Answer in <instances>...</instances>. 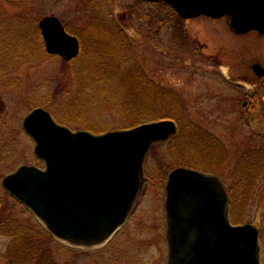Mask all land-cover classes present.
<instances>
[{"label":"rangeland","instance_id":"1","mask_svg":"<svg viewBox=\"0 0 264 264\" xmlns=\"http://www.w3.org/2000/svg\"><path fill=\"white\" fill-rule=\"evenodd\" d=\"M165 5L144 0H0L2 228L11 225V221L24 226H41L31 210L8 194L2 181L22 165H44L35 155L33 138L23 127L25 117L36 108L47 109L44 105H54V109L63 111L64 103L77 91L71 61L47 54L39 61L25 63V54L19 52L22 40L28 44L24 39L25 29L34 24L38 26L45 16L58 17L68 33L78 39L82 37L86 57L91 55L93 38L83 35L82 30L89 21L99 19L107 26L122 29L131 40L134 63L142 67L156 85L177 92L184 100L186 114L201 132L215 136L223 147V152L211 150L216 160L226 156L219 170L202 171L219 175L231 186L240 155L264 146V77L259 78L253 71L255 64L264 69V35L256 32L236 35L226 17H198L185 21L175 11L176 15L170 14ZM98 26L97 21H93L90 30L95 31ZM30 34L35 42L40 39L43 42L40 30ZM104 103L87 104L85 114L96 119L99 128L111 126L110 131L128 130L119 129L118 114ZM62 125L74 132L89 131L81 126ZM181 127L185 128V124ZM198 150L209 152L201 139L190 135L178 137V133L151 147L145 161L143 191L126 224L110 243L84 249L52 236L42 240L45 247L50 248L60 263L167 264L168 176L178 167L194 168L193 158L188 155L197 154ZM263 217L264 173L245 212V221L232 223L252 224L260 231ZM10 243L8 231L1 232L0 264H4L2 256Z\"/></svg>","mask_w":264,"mask_h":264},{"label":"water","instance_id":"2","mask_svg":"<svg viewBox=\"0 0 264 264\" xmlns=\"http://www.w3.org/2000/svg\"><path fill=\"white\" fill-rule=\"evenodd\" d=\"M165 2L187 20L229 17L239 35H264V0H146ZM46 51L71 61L79 40L56 16L39 21ZM23 126L35 141L45 169L22 166L4 187L32 210L57 239L92 248L105 243L127 220L145 184L144 162L155 142L177 132L173 120L141 124L101 135L58 124L36 108ZM167 264H262L260 231L233 225L229 199L219 176L180 167L167 183Z\"/></svg>","mask_w":264,"mask_h":264},{"label":"trees","instance_id":"3","mask_svg":"<svg viewBox=\"0 0 264 264\" xmlns=\"http://www.w3.org/2000/svg\"><path fill=\"white\" fill-rule=\"evenodd\" d=\"M165 6L171 11L170 14H175L172 7L167 4ZM93 21H97L99 25L95 31L90 30ZM100 22L99 19L91 20L82 30L83 35L93 38L89 50L91 55L86 57L83 53L85 46L81 37L79 39L82 55L70 62L76 75V95L64 103L63 111L54 109V105L44 106L51 111L59 123L81 126L97 134L106 133L112 128L111 126L99 128L98 123H95L96 119L85 114V106L87 104L96 106L101 101H105L104 104L118 114L119 129H130L150 121L174 120L179 125L178 137L190 135L199 138L209 151L203 153L198 150L195 152L197 154L188 155L189 158H193L191 163L194 168L217 172L220 162L226 157L225 153H223L225 157H220L219 160L213 156L211 150L224 151L219 140L204 131L201 132V128L186 114L184 100L177 92L156 85L145 70L134 63L135 53L131 40L121 31L122 29L107 26L102 21L101 24L104 25L102 30ZM38 29L37 24H34V27H27L24 39L28 44L25 45L22 40L18 47L20 54H25V63L39 61L47 56L42 40L38 42L32 40L30 32L38 33ZM183 124L185 128L181 127ZM182 160L184 161V158ZM263 173L264 146L249 149L240 155L234 167L231 186H228L224 180L233 223L240 224L245 221V212L253 201L257 184ZM10 224L2 228V232L7 230L11 238V243L2 256L4 264H72L58 262L50 248L45 247L42 240L46 237L51 239L52 235L42 226H24L17 221H11ZM260 241L264 264V217L260 226Z\"/></svg>","mask_w":264,"mask_h":264},{"label":"flooded vegetation","instance_id":"4","mask_svg":"<svg viewBox=\"0 0 264 264\" xmlns=\"http://www.w3.org/2000/svg\"><path fill=\"white\" fill-rule=\"evenodd\" d=\"M258 65L257 64H255L254 66H253V71L258 75V77L260 78V77H264V69L260 66V67H257ZM34 166H36V165H34ZM37 167V166H36ZM40 167V166H39ZM111 242V241H110ZM110 242H108V243H110Z\"/></svg>","mask_w":264,"mask_h":264},{"label":"bare ground","instance_id":"5","mask_svg":"<svg viewBox=\"0 0 264 264\" xmlns=\"http://www.w3.org/2000/svg\"><path fill=\"white\" fill-rule=\"evenodd\" d=\"M44 44V43H43ZM45 47V46H44ZM46 50V49H45ZM47 52V51H46Z\"/></svg>","mask_w":264,"mask_h":264}]
</instances>
